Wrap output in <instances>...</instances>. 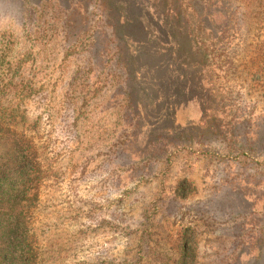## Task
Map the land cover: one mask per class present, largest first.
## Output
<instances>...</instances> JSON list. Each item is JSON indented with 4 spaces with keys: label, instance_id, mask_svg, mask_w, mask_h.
<instances>
[{
    "label": "rangeland",
    "instance_id": "374dc122",
    "mask_svg": "<svg viewBox=\"0 0 264 264\" xmlns=\"http://www.w3.org/2000/svg\"><path fill=\"white\" fill-rule=\"evenodd\" d=\"M164 7L149 0H0V59L56 34L43 55L57 63L45 64L53 78L61 74L50 101L17 96L0 114V199L13 205L0 216V264H178L182 257L225 264L232 249L239 257L230 264H264V79L226 70L244 39L227 0L197 1L202 20L190 24L196 39H179L178 50L197 64L180 71L166 58L171 17L161 18L160 28L151 16ZM120 14L149 25L142 40L122 37ZM142 52L163 61L174 104L148 108L147 73L136 62ZM121 90L134 97L130 110ZM138 102L144 107L135 109ZM246 143L255 160L227 159ZM15 144L34 153L32 166L14 153ZM31 170L38 179L28 183ZM20 204L18 229L12 211ZM199 219L215 223L195 237L202 249L184 250ZM221 245L229 252L216 254Z\"/></svg>",
    "mask_w": 264,
    "mask_h": 264
},
{
    "label": "trees",
    "instance_id": "16d2710c",
    "mask_svg": "<svg viewBox=\"0 0 264 264\" xmlns=\"http://www.w3.org/2000/svg\"><path fill=\"white\" fill-rule=\"evenodd\" d=\"M171 1V5H168V2ZM198 0H149V3H152V5L157 4H163L166 9H163L164 11L158 12V11H152L153 20L154 23L159 25L160 28H164L163 22H161V18L164 21V17H171L172 20V29H165L167 30L166 33L164 32V35L166 39L171 41L172 43L169 44L170 53L166 55L167 59L171 62V64L176 65L177 68L180 70L185 69L186 66H193L197 63H193L189 58L185 57V59H180L178 57V50L181 49V43L179 42V39L183 40H191L194 42L195 33L194 31L190 30V24L193 23L197 26H199L198 23L202 20V15L200 16V13L197 11L195 5ZM229 5H232L234 7L233 11V19L231 20L239 24L238 26L241 28L243 34L242 37L244 39L241 41V44L243 46L239 50V53H237L238 58L235 63H228L226 65V70H237L240 72H245L248 74L251 73H259L261 74L262 78L264 79V0H227ZM200 2V1H199ZM218 2V0H217ZM123 9V8H122ZM121 9V10H122ZM239 10H242L241 12ZM123 12V11H122ZM224 14V15H223ZM222 16L227 20L228 13H223ZM157 15V16H156ZM120 16H123L120 24L122 26V37L127 38V40H138L143 38L144 36V29H149L148 26H142L139 24L132 25V20H128L125 18V15L120 14ZM145 17V13L143 15V18ZM229 17V15H228ZM160 18V19H159ZM230 21V17H229ZM143 25L146 24V21L143 20ZM158 22V23H157ZM54 27L52 24L51 29ZM189 27V28H188ZM123 29L124 35H123ZM174 31L176 32L175 38L172 36L174 34ZM155 31L153 30V34ZM35 34V33H34ZM150 35H153L151 32ZM56 34H54L55 37ZM34 36V35H33ZM134 36L137 38H134ZM141 36V37H140ZM49 37L48 39H42L40 41H37L38 43H32L31 46L27 51H25L24 55H14L13 49H8L6 52L2 54V59H0V114L5 113V105L10 103L12 100H14L15 97L18 96L20 101L25 103H38L41 101L49 100L52 98V96H56V84L58 82V79L60 78V75L56 78H53V71H48L50 67L47 65H50L52 68L55 66V62H53L52 59H50L47 55H43V51L50 49L53 38ZM72 37L71 33L69 32L64 33L62 36V39L64 43ZM156 38H161L160 36H157ZM175 39V41H174ZM33 41L36 42L37 39L34 37L32 38ZM74 47V46H73ZM74 49V48H73ZM162 52H166L167 50L165 48L160 49ZM185 52V49H184ZM144 55H147L145 52L139 53L136 57V62L140 66H143L148 80V88L146 89V97H148V108L149 106H157L159 102H165L169 105L174 104L175 102V95L171 94L169 91V80L167 79L169 77L167 70L165 69V65L163 64V61H155L153 59L146 60ZM149 58L154 57V54L152 56H148ZM64 61V57H62V60L58 62V65L56 69H59L62 65V62ZM182 62H185L183 64ZM47 64V65H45ZM122 71L124 72V76L127 77V74L129 75V67L125 65L124 62L121 63ZM45 70V71H43ZM47 70V72H46ZM182 71V70H180ZM80 74V72H79ZM131 82H134L135 86H140L139 80H136L133 77V71L132 74H130ZM117 76L116 82H122V84H127V80L121 81V77L119 75ZM132 77V78H131ZM78 79V77L76 76ZM76 78H74L73 82H75ZM180 80L181 78L178 77ZM80 80V77H79ZM176 83L179 81L176 79ZM79 86L83 83H77ZM183 84V83H182ZM111 85V84H110ZM261 85L264 87V80L261 83ZM181 94H185V88L184 84L181 87ZM168 90V91H167ZM120 90L117 89L116 92L118 94ZM122 91V90H121ZM188 91V90H186ZM164 92L166 94H164ZM123 96V103L126 104V107H129L130 110V104L133 103V98L131 99V95L129 93H126V91H122ZM55 98V97H54ZM141 107H144L143 102H138L135 105V109H139ZM158 110L154 109V112H149L146 114V116L149 118V116L154 115V113H157ZM10 113H7V115ZM126 115H123V118H125ZM5 127L2 125V118L0 117V131L4 130ZM2 138L0 139V141ZM6 144V140L0 142V150H3L4 145ZM14 153L19 154L18 157L20 160L25 161V163L29 166H32V164L35 162L34 153L29 149L28 146H20L17 147V144L14 145ZM235 152H229L227 154L228 160L235 161L238 165H248L251 163V161L255 160L253 155H251L249 152H252L251 150H254L252 147L248 146V144L240 145L239 147L234 148ZM245 150V151H244ZM248 152H247V151ZM255 156V155H254ZM258 157V156H257ZM256 157V158H257ZM259 158V157H258ZM6 160L1 157L0 158V167L3 166V163ZM1 170V169H0ZM29 178V179H28ZM27 178L28 183H32L38 179V177L35 174V171L32 173V170L29 173V177ZM25 184V183H23ZM21 192H18L19 195ZM13 205H9L6 207V202H3V200L0 199V216L6 217V210L8 208H12ZM14 225L16 228L20 229V222L22 217L21 215V204L20 205H14V209L12 211ZM200 225H190L191 227L189 229V233L185 237V244L184 246L181 245L184 250L190 249V247L194 246V249H202L203 246H199L196 238L201 235V232H203L204 228H208L209 223H215V221H209L207 222L204 219H199L198 221ZM202 228V230H201ZM201 231V232H200ZM184 239V237H183ZM181 239V240H183ZM192 239V240H191ZM218 240H222V242H225V240L229 239H221L216 238ZM149 240V239H148ZM144 239L139 237L138 243L143 242ZM3 245H6V243H2ZM229 244L228 241L226 243ZM215 249V253H221V252H229V250H224V246H220ZM211 249L208 253H211L213 250ZM203 254V252L201 251ZM200 254L199 258H202L203 255ZM144 256V255H143ZM186 256V255H185ZM239 255L236 252V249H232L229 252L228 260L225 262V264H230L231 262L235 263L238 259ZM219 255H216L217 263H221ZM142 259L139 258V260ZM144 260V259H143ZM141 260V262L143 261ZM139 262V263H137ZM135 262V264H141L140 261ZM178 264H192L186 259L182 257L180 263ZM194 264H197V261L194 262Z\"/></svg>",
    "mask_w": 264,
    "mask_h": 264
}]
</instances>
